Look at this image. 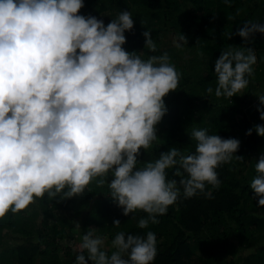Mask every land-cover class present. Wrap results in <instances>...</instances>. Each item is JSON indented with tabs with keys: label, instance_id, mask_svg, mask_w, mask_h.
I'll use <instances>...</instances> for the list:
<instances>
[{
	"label": "clouds",
	"instance_id": "9594fccd",
	"mask_svg": "<svg viewBox=\"0 0 264 264\" xmlns=\"http://www.w3.org/2000/svg\"><path fill=\"white\" fill-rule=\"evenodd\" d=\"M83 7L84 0H0V216L45 194L58 202L74 198L95 180L107 185L123 215L146 213L137 227L147 229L181 193L210 197L206 186L221 183L216 169L241 158L234 155L240 140L193 128L194 151L171 147L138 166L141 150L159 139L156 125L168 111L164 97L177 89L181 74L166 52L145 59L122 47L135 23L130 11L120 10L105 25L81 14ZM256 32L264 34V23L245 22L235 35L248 41ZM142 35L144 47L155 52L151 34ZM174 43L182 47L185 35ZM256 62L252 48L227 47L214 61L215 87L205 94H243ZM256 96L264 121V94ZM253 131L264 137V124L245 134ZM169 169L178 179L168 178ZM254 170L249 188L264 206V151ZM156 244L153 231H120L109 252L105 239L89 230L80 236L74 264H152Z\"/></svg>",
	"mask_w": 264,
	"mask_h": 264
},
{
	"label": "trees",
	"instance_id": "16d2710c",
	"mask_svg": "<svg viewBox=\"0 0 264 264\" xmlns=\"http://www.w3.org/2000/svg\"><path fill=\"white\" fill-rule=\"evenodd\" d=\"M120 10L130 11L135 22L125 32L127 42L122 47L145 59L166 52L181 74L177 89L164 97L168 111L156 125L159 139L141 150L138 166L171 147L185 154L194 151L193 128L239 139L234 155L241 158L216 169L221 183L218 188L206 186L210 197L201 193L185 199L181 193L158 217L159 223L147 229L137 227L146 213L136 210L123 215L108 196L107 185L98 186L95 180L71 199L58 202L47 194L35 198L24 210L0 216V264H74L76 243L89 230L107 241L109 252L117 232L153 231L157 255L152 264H264V206H257L249 188L255 160L264 151V137L255 131L245 134L254 124H264L256 110V94H264V34L256 32L248 41L235 35L245 22L264 23V0H230V4L224 0H84L80 13L103 19L107 25ZM145 30L156 44L155 52L144 47ZM180 33L187 43L177 48L174 42ZM229 46L254 50V75L241 95L230 99L206 95L209 85L215 87L214 61ZM167 172L169 179H178L172 169ZM114 219L120 220L119 227L112 225Z\"/></svg>",
	"mask_w": 264,
	"mask_h": 264
},
{
	"label": "rangeland",
	"instance_id": "374dc122",
	"mask_svg": "<svg viewBox=\"0 0 264 264\" xmlns=\"http://www.w3.org/2000/svg\"><path fill=\"white\" fill-rule=\"evenodd\" d=\"M173 41H174V40H173ZM173 41H171V42H173ZM78 244H79V242L76 243V245H78ZM105 245H106V246L108 245L107 241H105ZM247 251H249L248 248H246V249L244 250V254H246ZM242 254H243V253H242Z\"/></svg>",
	"mask_w": 264,
	"mask_h": 264
}]
</instances>
